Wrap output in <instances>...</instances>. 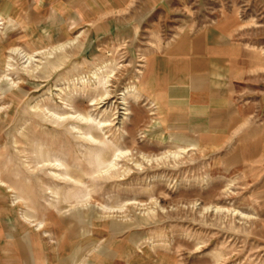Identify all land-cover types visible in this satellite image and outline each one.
I'll list each match as a JSON object with an SVG mask.
<instances>
[{"label":"rangeland","instance_id":"374dc122","mask_svg":"<svg viewBox=\"0 0 264 264\" xmlns=\"http://www.w3.org/2000/svg\"><path fill=\"white\" fill-rule=\"evenodd\" d=\"M219 3L154 14L159 28L63 27L48 9L40 20L31 9L23 25L0 17V203L51 254L73 251L72 264H264V162L180 134L144 76L158 37L172 39L179 18L210 21ZM249 89L264 96V78Z\"/></svg>","mask_w":264,"mask_h":264},{"label":"crops","instance_id":"0c3cea01","mask_svg":"<svg viewBox=\"0 0 264 264\" xmlns=\"http://www.w3.org/2000/svg\"><path fill=\"white\" fill-rule=\"evenodd\" d=\"M201 1L0 0V17L11 26L23 25L25 19L30 21L31 9L39 20L42 10L48 9L49 20L55 17L63 27L101 31L137 28L157 13L183 16ZM219 2L218 15L210 21L197 24L179 18L175 22L179 31L172 39L158 37L159 46L144 57L148 92L165 122L180 125V134L192 136L198 146L230 145L236 149L232 156L241 162L251 158L264 162V96L254 97L249 89L254 78H264V0ZM252 8L255 16L249 13ZM151 21L153 27L162 24L159 19ZM254 30L256 45L249 38ZM254 50L262 61L255 65L250 64ZM45 245L40 231L26 225L14 206L0 203V264L74 262L75 252L58 257Z\"/></svg>","mask_w":264,"mask_h":264}]
</instances>
